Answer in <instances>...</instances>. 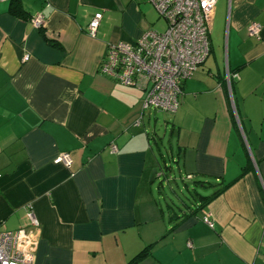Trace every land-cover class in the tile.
Returning <instances> with one entry per match:
<instances>
[{
  "label": "crops",
  "instance_id": "0c3cea01",
  "mask_svg": "<svg viewBox=\"0 0 264 264\" xmlns=\"http://www.w3.org/2000/svg\"><path fill=\"white\" fill-rule=\"evenodd\" d=\"M158 20L150 0H0V224L33 214V264H264V0H216L210 54L164 121L180 179L225 187L199 209L154 200L156 111L100 71Z\"/></svg>",
  "mask_w": 264,
  "mask_h": 264
},
{
  "label": "built area",
  "instance_id": "2783aa9c",
  "mask_svg": "<svg viewBox=\"0 0 264 264\" xmlns=\"http://www.w3.org/2000/svg\"><path fill=\"white\" fill-rule=\"evenodd\" d=\"M150 1L165 23L164 31H146L133 44L109 46L100 71L124 86L144 91L143 109L174 114L179 108L182 84L210 54L209 37L216 0ZM101 17L96 13L89 21L86 27L89 37H95ZM32 24L43 27V16L35 15ZM248 32L258 37L260 26L251 23ZM27 60L23 58V62ZM231 77L236 79L237 75ZM53 163L69 167L71 160L68 154H61ZM26 217L28 223L15 232L3 230L0 224V264H33L37 249L34 231L39 226L30 211ZM203 221L213 228L209 216Z\"/></svg>",
  "mask_w": 264,
  "mask_h": 264
},
{
  "label": "rangeland",
  "instance_id": "374dc122",
  "mask_svg": "<svg viewBox=\"0 0 264 264\" xmlns=\"http://www.w3.org/2000/svg\"><path fill=\"white\" fill-rule=\"evenodd\" d=\"M154 30L158 32H163L165 29V24L162 20H158V22L153 27ZM147 114V112H146ZM151 116V126H147L148 129H152L153 125L155 124V131H156V142L158 143L157 148L155 146V154L157 155V163L160 165L157 167L155 165V170L153 174V186L151 187L152 196L155 201L159 202L164 211H166V204H170L172 208L176 207H193V197L195 189L192 183H187L185 180H181L184 177L183 169L181 166V161L179 163V167L177 163V148L175 142L170 139V129H166L164 126V121L171 122L172 114L164 113V112H155ZM156 119V120H154ZM152 146H154L153 142H151ZM172 145V148L170 146ZM158 152L160 155L164 157V160H161L158 156ZM166 162V166L163 162ZM157 169V171H156ZM180 169V170H179ZM160 175L158 176L157 174ZM181 172V173H179ZM169 180L170 182L167 183ZM182 183L188 186V190H184ZM197 191L201 193V195L207 196L213 193L214 189H200L197 188ZM188 192V193H187ZM175 193V195H174ZM182 201L183 204L180 202Z\"/></svg>",
  "mask_w": 264,
  "mask_h": 264
},
{
  "label": "trees",
  "instance_id": "16d2710c",
  "mask_svg": "<svg viewBox=\"0 0 264 264\" xmlns=\"http://www.w3.org/2000/svg\"><path fill=\"white\" fill-rule=\"evenodd\" d=\"M13 13H15V11H13ZM192 184L195 187V189L193 190V192H194L193 202H194V204H196V206H198L197 209L203 207L204 205H206V203H208L209 201H211L212 199H214L215 197H217L224 190V188H225L224 187V188H221V189L213 192L210 196H203V195H201V193H199L197 191V188H200V189L205 190V189H209L211 187H215V185L212 182H208V183H204V182H194ZM182 185H183L184 190L187 191L188 190L187 185L184 184V183H182ZM174 195H175V193H174ZM180 202L183 204L182 201H180ZM166 205H167L166 207L169 208L170 210H174L175 209V208H172L170 204H166ZM176 208H177V210L181 211V209L179 207H176Z\"/></svg>",
  "mask_w": 264,
  "mask_h": 264
}]
</instances>
